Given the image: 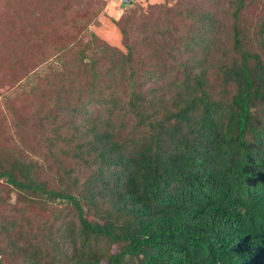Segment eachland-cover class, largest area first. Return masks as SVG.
Returning <instances> with one entry per match:
<instances>
[{"label": "trees", "instance_id": "16d2710c", "mask_svg": "<svg viewBox=\"0 0 264 264\" xmlns=\"http://www.w3.org/2000/svg\"><path fill=\"white\" fill-rule=\"evenodd\" d=\"M246 1L185 10L192 24L168 28L165 57L147 63L93 32L92 54L78 39L68 63L74 47L61 46L50 169L13 153L0 179L76 221L55 213L29 253L0 264H264V17L246 24Z\"/></svg>", "mask_w": 264, "mask_h": 264}, {"label": "rangeland", "instance_id": "374dc122", "mask_svg": "<svg viewBox=\"0 0 264 264\" xmlns=\"http://www.w3.org/2000/svg\"><path fill=\"white\" fill-rule=\"evenodd\" d=\"M230 1L0 0V156H30L41 163V168L50 169L54 159L47 155L44 135L53 132L54 126L47 118L50 105L45 102L51 87L48 78L52 79L61 67L56 57L61 46L74 47L66 56L68 63L79 56V40H84L88 54H92L93 46L89 47L87 41L93 32L122 51L127 50L126 42L134 44L137 59L147 63L163 55L157 48L168 28L177 34L192 24L185 10L197 11L212 5L220 14ZM246 2V24L264 17V0ZM220 17L224 25L218 37L228 35L226 43H230L231 13ZM99 203L103 204L101 200ZM67 208L27 198L0 179V257L5 262L24 257L30 252L29 237H42V228L49 219L51 224L58 223L55 213H60V221L69 218L67 221L74 224L75 214L64 216ZM2 248L8 252L3 254Z\"/></svg>", "mask_w": 264, "mask_h": 264}, {"label": "water", "instance_id": "95a60500", "mask_svg": "<svg viewBox=\"0 0 264 264\" xmlns=\"http://www.w3.org/2000/svg\"><path fill=\"white\" fill-rule=\"evenodd\" d=\"M131 0H127V2H130Z\"/></svg>", "mask_w": 264, "mask_h": 264}]
</instances>
